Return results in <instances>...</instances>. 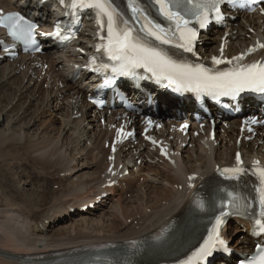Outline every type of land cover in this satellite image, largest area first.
Segmentation results:
<instances>
[{
  "label": "bare ground",
  "instance_id": "6f19581e",
  "mask_svg": "<svg viewBox=\"0 0 264 264\" xmlns=\"http://www.w3.org/2000/svg\"><path fill=\"white\" fill-rule=\"evenodd\" d=\"M3 2L8 0H0V5ZM255 19L258 18L249 14L231 13L229 51L250 42L248 28L260 26V21ZM211 42L215 46L207 50L215 51L217 42L213 39ZM42 58L48 64L44 73L25 58L15 65L4 64L0 70V121L4 118L7 123L0 128V264H26L25 256L39 254L53 259L52 254L61 250L147 235L168 215L186 208L189 174L204 177L216 164L231 159L235 146L229 130L218 133L216 145L197 138L191 139V145L182 149L180 155L173 149L174 164L157 157L147 146L136 147L135 154L132 150H121L119 154L127 160L142 159L137 172L124 177L127 191L108 197L109 201L104 202V205L110 203L108 207L99 205L87 211L75 224L77 228L51 231L46 221L53 223L67 213L68 207L88 201L102 183L107 150L101 141L107 131L88 114L73 117L84 113L77 101L82 92L79 85L84 83L81 79L67 81V69H58L66 64L65 57L45 52ZM59 82L66 85L59 87ZM259 140L264 143V135H257L248 147L241 143L246 158L261 149L262 144L254 149ZM78 159L83 160L80 166ZM26 165L30 170L52 169L58 174L53 180L64 186L54 190L47 182L32 181ZM81 166L86 170L78 173ZM231 239L237 244V239Z\"/></svg>",
  "mask_w": 264,
  "mask_h": 264
},
{
  "label": "rangeland",
  "instance_id": "374dc122",
  "mask_svg": "<svg viewBox=\"0 0 264 264\" xmlns=\"http://www.w3.org/2000/svg\"><path fill=\"white\" fill-rule=\"evenodd\" d=\"M3 66H4V64H3ZM3 66H1L0 67V70H1V68L3 67ZM23 100L24 99H22L21 101H20V103L22 104V102H23ZM26 100V99H25ZM29 101V100H28ZM32 102V101H31ZM34 102V101H33ZM18 104H19V102H17ZM28 103V102H27ZM25 104H26V102H25ZM57 118H59V117H57ZM56 118V119H57ZM7 125V123H6V120L4 119V118H2L1 119V121H0V128H4L5 126ZM33 128V127H32ZM31 128V129H32ZM39 128V127H38ZM33 131H34V129H32ZM39 131H40V128H39ZM2 159V157L0 156V160ZM78 165L80 166L82 163H83V160H79L78 159ZM81 162V163H80ZM78 166V167H79ZM83 170H85V169H82V172H84ZM92 171V169L91 168H89V170H88V172H91ZM87 172V173H88ZM78 173H81V172H78ZM28 176L30 175V177H31V175L32 174H27ZM0 179H1V177H0ZM57 186V185H56ZM25 189H29V187H25ZM106 207H108V205H105ZM97 214H99V213H97ZM72 215L70 214V216L69 217H71ZM73 216H75V217H71V218H63V219H61L60 221H58L57 223H55V224H53V225H51L50 226V230L52 231V230H55V229H64L63 231H67L68 229H72V228H77V226H75V224H78V222H79V220H80V217L81 216H86L85 214L84 215H82V214H80V216L79 215H74V213H73ZM79 216V217H78ZM89 216H93V215H89ZM81 218H83V217H81ZM58 224H62L61 226L62 227H60V226H58ZM58 226V227H57ZM65 228L67 229V230H65Z\"/></svg>",
  "mask_w": 264,
  "mask_h": 264
}]
</instances>
